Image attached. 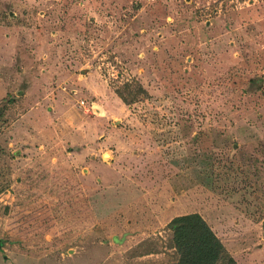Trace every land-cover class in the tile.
Returning <instances> with one entry per match:
<instances>
[{"label": "rangeland", "instance_id": "obj_1", "mask_svg": "<svg viewBox=\"0 0 264 264\" xmlns=\"http://www.w3.org/2000/svg\"><path fill=\"white\" fill-rule=\"evenodd\" d=\"M187 214L264 264V0H0V264H177Z\"/></svg>", "mask_w": 264, "mask_h": 264}, {"label": "trees", "instance_id": "obj_2", "mask_svg": "<svg viewBox=\"0 0 264 264\" xmlns=\"http://www.w3.org/2000/svg\"><path fill=\"white\" fill-rule=\"evenodd\" d=\"M37 76H28V80ZM171 231L174 248L178 254L177 264H236L228 257L222 243L198 214L173 218Z\"/></svg>", "mask_w": 264, "mask_h": 264}]
</instances>
